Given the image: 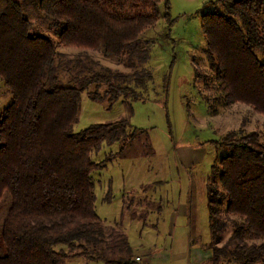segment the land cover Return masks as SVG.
<instances>
[{"label": "trees", "instance_id": "16d2710c", "mask_svg": "<svg viewBox=\"0 0 264 264\" xmlns=\"http://www.w3.org/2000/svg\"><path fill=\"white\" fill-rule=\"evenodd\" d=\"M160 4L171 23L170 0H0V78L12 94L0 111V199L5 191L11 195L0 220V264H61L78 256L142 264L124 229L98 214L92 172L147 130L133 127L128 117L80 130L74 124L87 89L110 107L119 99L144 98L141 89L153 79L145 65L152 40L141 34L158 21ZM209 4L201 17L210 72L197 70L196 76L205 90L213 89L212 98L205 95L210 107L216 112L238 102L264 114V0ZM33 14L57 38L35 30ZM58 43L83 52L70 57ZM88 49L121 57L130 70L104 65ZM261 136L240 127L219 141L226 152L213 164L207 187L211 264L264 259ZM115 141L118 151L98 161L91 157L103 142Z\"/></svg>", "mask_w": 264, "mask_h": 264}, {"label": "rangeland", "instance_id": "374dc122", "mask_svg": "<svg viewBox=\"0 0 264 264\" xmlns=\"http://www.w3.org/2000/svg\"><path fill=\"white\" fill-rule=\"evenodd\" d=\"M209 2L170 0L171 23L160 4L158 21L141 34L152 40L151 57L145 65L152 69L153 79L146 90L141 89L144 98L119 99L110 107L107 100H93L87 89L74 124L80 130L91 123L128 117L133 127L147 130L122 155L92 172L98 214L106 224L117 222L124 229L134 251L143 255L142 264H211L207 187L213 164L226 152L219 141L227 131L240 127L260 130L264 141V114L238 102L221 105L215 112L205 97L212 98L213 89L205 90L204 79L196 76L197 70L210 72L201 17L212 8ZM31 18L35 30L56 36L39 14ZM57 47L70 57L83 52L73 45L58 43ZM87 52L104 65L130 70L121 57L93 49ZM11 97L0 78V111ZM119 148L117 141L103 142L99 150H92L91 157L98 161ZM108 193L110 200L106 199ZM9 203L11 195L5 191L0 199V220ZM229 233L228 228L225 235ZM62 247L65 245L57 246ZM61 264L108 263L78 256ZM257 264H264V259Z\"/></svg>", "mask_w": 264, "mask_h": 264}, {"label": "crops", "instance_id": "0c3cea01", "mask_svg": "<svg viewBox=\"0 0 264 264\" xmlns=\"http://www.w3.org/2000/svg\"><path fill=\"white\" fill-rule=\"evenodd\" d=\"M135 255H137V256H141V262L143 261V255L142 254H140V253H138V252H135ZM143 258V259H142ZM208 262H209V260H208Z\"/></svg>", "mask_w": 264, "mask_h": 264}, {"label": "built area", "instance_id": "2783aa9c", "mask_svg": "<svg viewBox=\"0 0 264 264\" xmlns=\"http://www.w3.org/2000/svg\"><path fill=\"white\" fill-rule=\"evenodd\" d=\"M136 259L141 260V257L140 256H136Z\"/></svg>", "mask_w": 264, "mask_h": 264}]
</instances>
